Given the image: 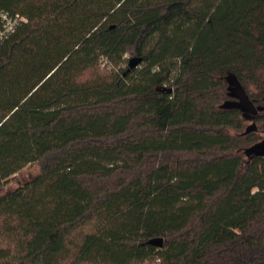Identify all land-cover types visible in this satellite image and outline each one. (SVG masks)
Here are the masks:
<instances>
[{
	"label": "trees",
	"instance_id": "obj_1",
	"mask_svg": "<svg viewBox=\"0 0 264 264\" xmlns=\"http://www.w3.org/2000/svg\"><path fill=\"white\" fill-rule=\"evenodd\" d=\"M0 11V264H264V0Z\"/></svg>",
	"mask_w": 264,
	"mask_h": 264
},
{
	"label": "water",
	"instance_id": "obj_2",
	"mask_svg": "<svg viewBox=\"0 0 264 264\" xmlns=\"http://www.w3.org/2000/svg\"><path fill=\"white\" fill-rule=\"evenodd\" d=\"M140 62H141V59L133 58L129 62V67L135 68L139 65ZM230 83L232 86H234L232 97L240 100L245 106L250 108V110L253 113H257L258 110H256L254 105L240 91V89L237 86L238 85L237 82L234 79L233 80L230 79ZM234 106H237V104L235 102L227 101L226 103L223 104L222 107L229 108V107H234ZM261 110H263V109H261ZM252 154L264 157V143L262 145H256L254 148H252L251 150L248 151V155H252ZM151 244L156 246V247L162 248L163 247V240L162 239H155L151 242Z\"/></svg>",
	"mask_w": 264,
	"mask_h": 264
},
{
	"label": "rangeland",
	"instance_id": "obj_3",
	"mask_svg": "<svg viewBox=\"0 0 264 264\" xmlns=\"http://www.w3.org/2000/svg\"><path fill=\"white\" fill-rule=\"evenodd\" d=\"M252 121L247 122L246 127L251 126ZM264 135V134H262ZM41 170V165L39 162H35L26 166L23 170L18 172L11 180V182L2 190V193L8 190H14L17 187L21 186L25 182L30 181L35 176L39 174Z\"/></svg>",
	"mask_w": 264,
	"mask_h": 264
},
{
	"label": "built area",
	"instance_id": "obj_4",
	"mask_svg": "<svg viewBox=\"0 0 264 264\" xmlns=\"http://www.w3.org/2000/svg\"><path fill=\"white\" fill-rule=\"evenodd\" d=\"M25 19L19 15H11L0 11V50L6 39L12 35Z\"/></svg>",
	"mask_w": 264,
	"mask_h": 264
},
{
	"label": "flooded vegetation",
	"instance_id": "obj_5",
	"mask_svg": "<svg viewBox=\"0 0 264 264\" xmlns=\"http://www.w3.org/2000/svg\"><path fill=\"white\" fill-rule=\"evenodd\" d=\"M234 100L236 101V102H238V101H240V100H238V99H236V98H234ZM249 100V99H248ZM233 101V100H232ZM240 103H242L241 101H240ZM243 104V103H242ZM247 107V106H246ZM255 107V106H254ZM248 108V107H247ZM256 108V107H255ZM249 109V111L251 112V113H253L251 110H250V108H248ZM261 109H263V110H261ZM256 110H258V112H264V107H258V108H256ZM254 114V113H253ZM264 143V139L258 144V145H262Z\"/></svg>",
	"mask_w": 264,
	"mask_h": 264
}]
</instances>
